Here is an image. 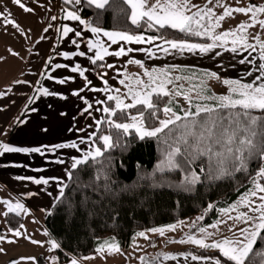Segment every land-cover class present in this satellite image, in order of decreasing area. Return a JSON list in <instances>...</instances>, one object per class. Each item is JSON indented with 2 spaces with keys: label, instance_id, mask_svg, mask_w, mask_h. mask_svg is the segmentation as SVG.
<instances>
[{
  "label": "snow or ice",
  "instance_id": "snow-or-ice-1",
  "mask_svg": "<svg viewBox=\"0 0 264 264\" xmlns=\"http://www.w3.org/2000/svg\"><path fill=\"white\" fill-rule=\"evenodd\" d=\"M14 3L23 11L31 13L33 8L27 6L23 0H14ZM67 5L80 6L82 3L88 7H94L97 10H105L110 7L115 0H64ZM212 0H208L211 4ZM122 4L127 6L129 11L121 8L120 11L125 12V15L130 19L131 24L142 29L155 30L157 35L145 36L144 34H131L128 31H107L100 26H92V22L83 19L78 11L62 9L64 12L63 19L67 21H76L79 25H83L91 34H95L96 39H88L86 43L87 51L93 55L87 56V59L92 65H97L98 61H104L105 57L126 56L134 51L132 48L127 50L124 47H119L118 50L109 51V47L105 46V42L100 39L101 35L106 37L111 44H119L121 41L135 44L149 43L162 41L156 44V50L162 51L167 55L175 53H193L208 54L217 48H224L232 53L237 52H252L258 51L257 58L241 59L240 63H249L254 65V68L247 73L252 76L253 71L258 74L251 81L244 79L222 78L214 71H204L202 73L195 72L191 69H184L177 65L168 67H153L145 68L143 76L140 75L128 76L121 79L119 83L127 89L126 93H121L119 88H89V91L115 93L107 95L105 100H97L96 104L104 105L107 101H114V107L105 106L102 109L97 108L96 111H102L109 117H123L130 119L128 122H116L113 119L97 120L96 124H106L109 128L116 130V143H113L111 134H101L99 140L102 141L103 150L96 146L94 139L95 133H92L87 139H81L80 143L87 144L88 140H92L88 144L87 151H83L82 158H72L71 169H77L81 165H86L89 160L101 163L100 157H104L106 151L119 146L121 135L129 134L131 129L139 135L141 140L146 138H155L163 145L164 159L158 166L160 171L181 170L187 174L184 176L182 183L176 185L178 190L191 191L192 186L200 182V175L191 169V165L201 157H207L208 173L206 179L219 180L224 177H231L235 173H246L249 165L252 162L259 161L264 164V40L258 36H252L256 43L249 42V29L259 25L264 28V19H260L261 14H264V5L250 4L246 7H233L217 0V6L222 8V14H217L213 7H198L192 3V0H122ZM197 9L193 11V9ZM235 13L243 14L250 17L248 22H243L237 25L233 30L216 32L220 28L222 22L226 18L232 17ZM0 19H3L5 24H11L16 29H21V26L15 19H8L3 13H0ZM57 17L53 16L52 20ZM99 19V13H97ZM51 27V25H49ZM174 30L183 35V37H206L211 43H195L188 39H169L166 36V30ZM45 32L48 31L46 28ZM74 37H82V30H77L74 27L63 25L61 28V37H69V34ZM44 39V37H41ZM72 45L79 49L80 44L77 39L70 40ZM164 45H167L165 47ZM230 45V47H228ZM147 53L150 58H156V51L146 48L135 49ZM13 55L18 53L13 52ZM221 53L216 52V55ZM65 60H73L74 57H85V51H73L59 53ZM50 63V61H49ZM129 63H134L143 67L140 60H130ZM104 67L105 65H97ZM108 68L114 67L111 64L106 65ZM68 64L56 63L53 66L55 69H67ZM173 70L191 72V75H172ZM72 73H78L91 85V80L85 75L89 71L83 68L79 63L70 67ZM106 73L101 74L100 78L104 85H108V81L103 79ZM47 79L52 80L54 77L47 76ZM69 79L74 77L60 78L56 82L64 85ZM129 80V83L125 81ZM208 80H216L226 86V91L223 94H216L208 86ZM185 82L187 87H185ZM16 83H28L27 81H17ZM84 91L81 88L73 94L79 96L86 107L84 112H88L93 108L80 93ZM38 96L32 97L33 100L39 96H55L56 92L50 91L47 87L37 89ZM4 93H0V96ZM178 97H183L187 101V108H175L178 104ZM62 99L66 97L61 96ZM130 99V103H126L125 99ZM50 107V105H49ZM135 109L136 114L132 115L128 111ZM31 111H37L33 108ZM254 113H259L256 115ZM91 114V113H89ZM63 115V113H61ZM164 117V118H162ZM26 123V121H19ZM47 131V129H42ZM80 131H83L81 129ZM72 148L82 151L79 144L76 142L55 144L43 147H20L13 146L9 143L0 142V157L9 153H38L44 155L45 151L55 152L58 149ZM110 163V158H106ZM56 163L63 164L64 160L57 158ZM14 167H26L25 165H13ZM201 173L204 169H200ZM68 177L71 179L72 171H68ZM257 175L264 180V166L259 167ZM20 180H32L35 184L47 185L49 179L33 178V177H16ZM51 193H49L50 195ZM64 196V185L61 182L59 197ZM7 205V210L3 213L7 217L10 213L20 214L26 212L24 204L11 200L3 201ZM211 207V206H209ZM244 210H239L240 208ZM228 216V220L233 221V227H229V231L233 233L232 237L224 236L221 239H212L215 237V232H209L205 227H199L197 235L189 234L187 239L177 241L179 243H191L203 250H216L217 257H205L191 255V260H212L213 264H264V252L257 253L255 247H259L258 240L264 243V183L253 179L251 188L241 196L239 203L232 204L230 208L221 210ZM238 214L232 215L231 213ZM202 219V217H201ZM227 220L219 223L227 224ZM245 225L235 230L236 223ZM22 227V226H21ZM175 225H171L170 229L175 230ZM196 227L195 222L192 225ZM211 227L216 229L218 224H212ZM153 232L164 234L165 229L153 228ZM14 237H22L23 233L19 229H12ZM140 236H145L144 232L139 233ZM6 236L0 234V242L6 240ZM32 244H40V241L28 237ZM211 240V242H209ZM15 239H7V243L14 244ZM52 249H58L60 245L56 241H51ZM118 252L119 246L115 243L102 245L98 251ZM4 249L0 248V252ZM259 256L256 260L253 257ZM90 257H86L88 259ZM188 255H184L187 260ZM142 264H162V261L177 260L178 256L169 253H160L156 257H141ZM21 260H27L35 264V257H22ZM12 264H20V261H13ZM70 264H78L76 259H72Z\"/></svg>",
  "mask_w": 264,
  "mask_h": 264
},
{
  "label": "trees",
  "instance_id": "trees-1",
  "mask_svg": "<svg viewBox=\"0 0 264 264\" xmlns=\"http://www.w3.org/2000/svg\"><path fill=\"white\" fill-rule=\"evenodd\" d=\"M129 11L122 0H115L105 10L82 5L78 11L83 19L100 26L104 30L128 31L131 34L157 35L155 30L142 29L131 24L125 12ZM99 13V19H97ZM169 39H188L193 42H209L206 37H183L174 30H166ZM191 75V72H181ZM210 87V86H209ZM214 92V90L210 87ZM106 106L114 107V101ZM178 102L175 108H181ZM135 115V109L128 110ZM259 115V113H254ZM163 118V117H162ZM116 122H128L123 117H109ZM101 134H111L116 143V130L100 124L95 141L103 150ZM106 158H110V163ZM164 159L163 145L155 138L141 140L134 129L121 135L120 144L100 157L101 163L89 160L86 165L72 169L64 196L60 197L49 209L45 225L60 247L55 249L62 263L74 257L82 258L95 253L102 245L115 243L120 247L128 246L134 237L143 230L173 224L182 219L204 215L201 225L212 224L218 220L221 210L229 207L258 179V169L264 164L259 161L250 163L246 173H235L231 177L208 180L207 157H201L191 165L200 175V182L191 191L178 190L175 186L182 183L185 171H160L158 166ZM204 172L201 173L200 169ZM211 206V207H209ZM24 218L16 213L7 216L12 229L18 228ZM257 253L264 252V243L259 240ZM197 256L217 257V251L190 249ZM256 260L260 257L254 256Z\"/></svg>",
  "mask_w": 264,
  "mask_h": 264
},
{
  "label": "crops",
  "instance_id": "crops-1",
  "mask_svg": "<svg viewBox=\"0 0 264 264\" xmlns=\"http://www.w3.org/2000/svg\"><path fill=\"white\" fill-rule=\"evenodd\" d=\"M194 1L198 0H192V3ZM30 4L39 11V15L42 17L39 22L46 26L43 29L41 28V32L34 35V40L31 41V44L34 41L37 43L36 47L31 49L30 57H33V59L28 69L27 78L19 80L18 76H12L8 80L0 81V89L5 88V91L9 92L7 95L4 93V95L0 96V121L6 120V122L4 121L5 124L0 126V142L29 148L76 142L82 150L65 148L58 149L55 152L46 150L44 155L38 153H9L0 157V190L10 195L15 200V203L24 204L27 211L31 213L48 210L56 203L60 198L61 182L65 191L70 180L67 173L69 170L72 171V158H82L83 151H87L88 144L92 143V140H88L87 144L80 143L81 139H87L92 133L96 135L99 130L100 125L97 126L96 121L103 120L105 113L96 111V109H102L106 104H96V101H106L107 95H114L115 93L94 92L89 91V88L121 87L119 81L125 79L130 60H140L144 65L160 68L177 65L198 73L204 71L219 73V59L222 55H230L234 63L239 66L245 64L240 63L241 59H245L249 55V52L232 53L224 48H217L208 54L198 52L196 54L188 52L180 54L174 52L172 55H167L162 51L156 50L155 45L162 43L159 40L153 44H135L121 41L119 44L113 45L106 37L101 35L100 39L105 42L106 47H109V51L118 50L119 47H124L126 50L132 48L134 51L126 56L105 57L104 61L97 62V65L103 64L105 66L99 67L92 65L87 59V56H91L93 53L87 51L86 43L88 39H96L95 34L88 32L83 25H79L76 21L63 19L64 12L62 9L76 10L83 3L80 6H76L65 4L64 0H27L26 5ZM194 4L198 7L200 6L197 2ZM195 10L197 9L194 8L193 11ZM22 12L23 10L20 9L15 15L24 18L27 12L24 11L25 16L21 14ZM53 16H56L57 19L52 20ZM63 25L82 30V37H74L70 33L69 37L62 38L61 28ZM46 28L48 31L45 32ZM10 32L15 33L16 29L11 28ZM0 33H3V31H0ZM145 36L147 37L148 35ZM41 37H44V39H41ZM73 38L77 39L80 44L79 49L70 43ZM211 42L210 40L209 42L195 43ZM164 46L167 47V45ZM139 48L156 51V58H150L145 52L135 51V49ZM65 51H85L86 56L65 60L62 55H59V53ZM216 52L221 54L216 55ZM56 63L68 64L69 68L55 69L53 71V66ZM76 63H79L83 68L89 69L85 75L91 80V85L86 87L87 82L84 78L78 73L70 71V67ZM108 64L114 67H106ZM1 70L5 71V67H1ZM104 73L106 75L103 76V79L108 81L107 86L104 85L100 78L101 74ZM172 73L181 75V72L176 70H173ZM48 75H51L54 79H47ZM67 77H74V79H69L64 85L56 82L60 78ZM17 81H27L28 83H16ZM8 87L11 88L10 91ZM40 87H47L50 91L58 93V95L39 96L38 99L33 100L32 97L38 96L37 89ZM12 88L14 89L12 90ZM81 88H84V91L80 93V96H83L93 105V108L89 109L88 112L83 111L86 107L84 100L73 94ZM0 93L3 92L0 91ZM12 93L14 94L12 95ZM8 95L12 97L9 98ZM61 96L66 97V99H62ZM33 108L37 109V111H31ZM19 121H26V123H19ZM42 129H47V131ZM81 129L83 131H80ZM96 146H98L97 143ZM57 158L64 160L65 163H56ZM13 165H25L26 167H14ZM21 176L49 179V183L47 185H37L32 180L16 178ZM49 193L51 194L49 195ZM164 262L162 261V264ZM172 262V264H213L210 260L193 261L191 258L185 260L184 257L172 260Z\"/></svg>",
  "mask_w": 264,
  "mask_h": 264
},
{
  "label": "rangeland",
  "instance_id": "rangeland-1",
  "mask_svg": "<svg viewBox=\"0 0 264 264\" xmlns=\"http://www.w3.org/2000/svg\"><path fill=\"white\" fill-rule=\"evenodd\" d=\"M23 2L26 4L27 0H23ZM151 2L154 3L155 0H151ZM196 2L201 8L205 6L213 7L218 15L222 14L223 9L217 6V0H212L211 4H208V0H198L194 1L193 4ZM221 2L233 7H246L250 4L264 5V0H223ZM27 6L33 8V12H27L25 16V12L23 11L21 13L23 16H25L23 18L22 16L15 15L16 12L21 8H19L14 3V0H0V13H3V15L8 19H15V21L21 26V29H16L13 25L5 24L3 19H0V31H3V33H0V68L3 66L5 67V71H0V81L8 80L12 76H18L19 80H23L26 79L27 75L29 74L28 69L33 59V57H30V53L32 51L31 49L36 47L35 45L37 43L34 41V43L31 44V41L34 40V35L40 33L46 25L39 22L42 17L39 15L38 10L31 4ZM259 18L264 19V14H261ZM249 20L250 17L240 13H235L232 17L226 18V20L222 22L221 27L216 29V32L220 33L223 31L233 30L238 24L248 22ZM11 28L16 29V32L11 33ZM252 36H258L261 40H264V28H261L259 25H257L256 27L249 29V42L256 43V41L252 39ZM13 52L18 53V55H13ZM253 57L257 58V63L261 62L258 59V51L252 52L251 55H248L246 58L251 59ZM219 62L220 65L218 67V75H220L222 78L244 79L246 81H251L254 76L258 74L257 72L253 71L252 76H248L247 73L254 68V65L249 63H245L241 66L236 65L231 59L230 55H222L219 59ZM142 64L143 67L134 63H129L125 78L128 76L140 75L145 80H147V77L143 76L144 70L145 68L151 69L154 66H147L144 65V63ZM172 75L179 74L172 73ZM125 82L129 83L130 81L126 79ZM207 83L216 94H223L226 91V86L222 85L216 80H208ZM187 86L188 85L185 82V87ZM118 88L120 89L121 93L127 92V89L124 85H121V87ZM13 89L14 88H12V90ZM8 90L10 91L11 88L8 87ZM0 91L5 93V95L9 93L8 91H5V88L0 89ZM13 94L14 93H12V95ZM8 96L9 98L12 97L11 95ZM177 100L182 104V108L188 107L187 101H185L183 97H178ZM125 102L130 103L131 100L126 98ZM4 121L6 122V120ZM4 121H0V126L5 124ZM130 122L131 121L129 119L128 123ZM259 178L260 177L258 176V179ZM240 198L241 196L233 204L239 203ZM5 200H11L13 203H15V200H13L10 195H8L5 191L0 190V234L5 235L7 239H15L17 242L14 244H9L7 243V239L4 242H0V248L4 249L3 252H0V264H12L13 261H20V264H32L30 261L21 260L22 257H35V264H70L71 261L62 263L57 253H55V249H52L51 247V241L56 240L49 232L44 221L49 209L36 213L26 211L18 214L22 216L24 220L23 223L18 228H16L23 233V236L17 238L12 235V228L7 222V217L3 215V213L7 210V205L3 203ZM230 206L227 208H230ZM239 210L244 209L241 207ZM231 214L236 215L238 213L234 212ZM201 217L203 219L204 215H196L193 218L182 219L173 224L155 227L165 229L163 235H161L159 232H153L151 229L143 230L141 232H144L145 236H140L139 233L141 232H139L128 246H119L120 250L118 252H109L106 250L105 252L101 253L97 250L92 255L86 256L90 257L88 259H85L86 257H74L73 259H76L78 264H142L140 259L141 257H156L160 253L177 255L178 259L183 258L184 255H188L189 258H191V255L196 254L189 252L190 249L200 248L191 243H179L177 241L187 239L189 234L197 235L199 237L201 235L198 232L199 227H205L209 232H215L216 235L212 239H221L224 236L232 237L233 233L228 229L229 227H233V221L228 220V216L224 212L221 211L218 220L212 223L218 224L216 229L211 227L212 224L200 226L202 220ZM225 220L228 221L227 224L219 223ZM194 222L196 224L195 228L192 227ZM171 225L176 226L175 230L170 229ZM244 226L245 225L237 222L235 225V230L238 231L239 227ZM28 237L40 241L41 243L32 244ZM209 242H211V240H209ZM209 250L216 251L212 249ZM166 262H169L168 264L173 263L172 260H168L163 264Z\"/></svg>",
  "mask_w": 264,
  "mask_h": 264
}]
</instances>
